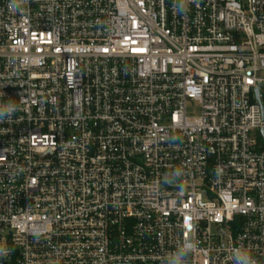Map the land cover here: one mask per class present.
<instances>
[{
    "label": "built area",
    "instance_id": "2783aa9c",
    "mask_svg": "<svg viewBox=\"0 0 264 264\" xmlns=\"http://www.w3.org/2000/svg\"><path fill=\"white\" fill-rule=\"evenodd\" d=\"M10 101L0 264H264V0H0Z\"/></svg>",
    "mask_w": 264,
    "mask_h": 264
},
{
    "label": "clouds",
    "instance_id": "9594fccd",
    "mask_svg": "<svg viewBox=\"0 0 264 264\" xmlns=\"http://www.w3.org/2000/svg\"><path fill=\"white\" fill-rule=\"evenodd\" d=\"M15 110V104L13 102H7L4 105H0V118H4L12 114ZM191 248H194L195 245H190ZM240 264H250V261L246 262L244 260L240 261Z\"/></svg>",
    "mask_w": 264,
    "mask_h": 264
},
{
    "label": "rangeland",
    "instance_id": "374dc122",
    "mask_svg": "<svg viewBox=\"0 0 264 264\" xmlns=\"http://www.w3.org/2000/svg\"><path fill=\"white\" fill-rule=\"evenodd\" d=\"M216 231V229L214 228V232Z\"/></svg>",
    "mask_w": 264,
    "mask_h": 264
},
{
    "label": "water",
    "instance_id": "95a60500",
    "mask_svg": "<svg viewBox=\"0 0 264 264\" xmlns=\"http://www.w3.org/2000/svg\"><path fill=\"white\" fill-rule=\"evenodd\" d=\"M263 111H264V108H263Z\"/></svg>",
    "mask_w": 264,
    "mask_h": 264
}]
</instances>
